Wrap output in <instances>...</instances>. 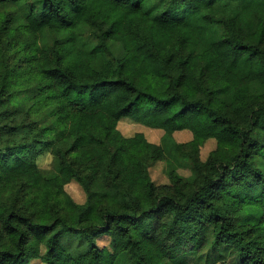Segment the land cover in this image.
Segmentation results:
<instances>
[{
	"label": "trees",
	"instance_id": "obj_1",
	"mask_svg": "<svg viewBox=\"0 0 264 264\" xmlns=\"http://www.w3.org/2000/svg\"><path fill=\"white\" fill-rule=\"evenodd\" d=\"M125 117L189 130L175 148L191 175L156 184L165 150L125 136ZM206 248L264 264V0H0V264H163Z\"/></svg>",
	"mask_w": 264,
	"mask_h": 264
},
{
	"label": "rangeland",
	"instance_id": "obj_2",
	"mask_svg": "<svg viewBox=\"0 0 264 264\" xmlns=\"http://www.w3.org/2000/svg\"><path fill=\"white\" fill-rule=\"evenodd\" d=\"M119 129L125 136H133L137 132L145 134L149 142L161 145L166 153L165 160H159L153 162L150 166V174L153 181L156 184L168 183L170 181L168 172L171 169H176L180 174L185 176L191 175V170L183 165L184 161L177 155L175 146L177 144H185L192 140L193 135L189 130H181L175 132L172 136L165 133L163 129L151 128L143 124L134 122L129 118L121 119L118 125ZM216 147V140L210 139L201 147V157L206 159L210 152ZM57 168V160L53 158L51 154H46L41 158L40 169L44 175L52 174ZM66 189L73 199L78 203H84L86 201V193L83 187L76 180H73L67 184ZM251 213L254 219L258 217V212L249 207L247 209ZM110 241L108 235H103L98 239V244L102 248L106 246ZM64 246L70 250L73 254L78 255L83 253L87 249V244L84 240H80L78 237H72L65 235L62 237ZM207 256L211 257L214 263L220 264L221 261L231 259L233 257L228 250L223 249L222 252L212 253L208 248L204 249L197 254H188L177 261L165 260L163 264H206ZM30 264H44L39 259L33 260ZM118 264H124V261H120Z\"/></svg>",
	"mask_w": 264,
	"mask_h": 264
},
{
	"label": "crops",
	"instance_id": "obj_3",
	"mask_svg": "<svg viewBox=\"0 0 264 264\" xmlns=\"http://www.w3.org/2000/svg\"><path fill=\"white\" fill-rule=\"evenodd\" d=\"M127 118V117H126ZM124 119V118H123ZM130 119V118H129Z\"/></svg>",
	"mask_w": 264,
	"mask_h": 264
}]
</instances>
